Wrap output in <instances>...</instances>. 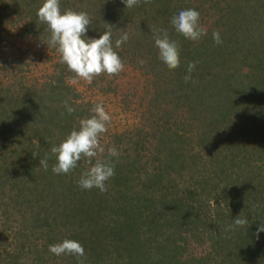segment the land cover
I'll list each match as a JSON object with an SVG mask.
<instances>
[{
  "label": "trees",
  "instance_id": "16d2710c",
  "mask_svg": "<svg viewBox=\"0 0 264 264\" xmlns=\"http://www.w3.org/2000/svg\"><path fill=\"white\" fill-rule=\"evenodd\" d=\"M177 1L140 0L126 8L123 0H60L62 13L88 14L87 38L110 31L121 60L152 80L139 124L101 134L104 153L92 164L82 158L68 174L53 173L51 148L94 113L78 100L64 67L38 80L0 62V222L2 235L10 227L3 223L12 222L19 237L13 253L3 249L10 257L0 252V264H20L30 252L29 264H80L74 255L49 251L64 239L82 245L83 264H264V231L256 235L264 224V0ZM43 3L0 0V40L11 15L50 47L51 32L37 17ZM186 9L201 12L207 34L199 41L171 24ZM137 13L150 14L151 26L137 24ZM130 16L128 30L121 20ZM157 29L178 43L179 67L169 69L160 59ZM125 33L128 41L117 48ZM190 62L195 68L185 82ZM110 147L118 157H108ZM46 156L47 170L40 165ZM97 159L114 165L106 192L78 185ZM237 217L248 223L229 227ZM188 240L207 248L187 254Z\"/></svg>",
  "mask_w": 264,
  "mask_h": 264
},
{
  "label": "clouds",
  "instance_id": "9594fccd",
  "mask_svg": "<svg viewBox=\"0 0 264 264\" xmlns=\"http://www.w3.org/2000/svg\"><path fill=\"white\" fill-rule=\"evenodd\" d=\"M123 3L126 8H132L137 6L140 0H123ZM37 17L47 24L51 32L48 46L57 48L61 54V63L66 64L78 78L91 84L93 79L102 73L112 76L123 71L124 64L113 49L110 31L103 32L99 38L86 37L88 26L92 23L86 12L66 10L62 13L60 0H44L37 11ZM199 20L200 13L197 10L186 9L173 16L171 24L185 38L199 41L207 34V30L200 25ZM212 37L216 44L222 43L219 32L214 31ZM153 38L159 49V57L167 67L169 69L179 67L181 62L179 45L175 40H170L167 30H153ZM128 39L129 36L125 33L116 40V47L119 48ZM140 63L143 64L144 61L141 60ZM194 68L195 63L190 62L187 66L188 74L184 76L185 82L192 79L191 73ZM64 106L69 114L75 112V108L70 106L68 101H64ZM91 111L94 115L81 119L78 130L73 129L58 146L51 148V153L55 154L57 159V163L52 167L53 173L68 174L78 166V161L82 158H87V162L92 164L93 158L104 153L105 149L100 143V136L108 131L112 117L102 103L95 104ZM107 152L109 158L119 156L114 147L108 148ZM37 155L38 153H33V156ZM40 165L47 170V156L40 159ZM114 175V165L110 159L108 161L97 159L89 169L82 173L78 185L81 189L91 190L96 187L101 192H106L105 182ZM247 223L246 218L237 217L234 225L229 227H243ZM262 231H264V224L261 223L257 229V238ZM49 251L56 256L74 255L80 260V264H83L80 258L85 256V250L76 240L64 239L61 243L49 245Z\"/></svg>",
  "mask_w": 264,
  "mask_h": 264
},
{
  "label": "rangeland",
  "instance_id": "374dc122",
  "mask_svg": "<svg viewBox=\"0 0 264 264\" xmlns=\"http://www.w3.org/2000/svg\"><path fill=\"white\" fill-rule=\"evenodd\" d=\"M188 2H193V0L177 1L179 4L183 3V6ZM0 8V13L5 11L4 8ZM146 9L147 7L145 8L144 6L142 10ZM198 12L201 14L199 10ZM137 14L135 17L139 19V21H136L137 24L141 23V25L151 26L149 24L152 23L150 21V14H147V18H142L143 13ZM152 16L155 17V13H152ZM0 17L5 18L3 14ZM133 18L130 16L128 20H121V24L128 30L132 29L130 27L134 26L132 23L129 26V20L132 19L134 21ZM12 19L10 15L7 21H4L3 39L0 40V62H6L5 65L11 67L13 70L17 66L23 67L26 72L25 76L38 80H44L50 74H53V72L55 73L60 65V68L64 67V70H67V83L78 94V100L82 105L86 104L89 109H92L95 104L102 103L105 110L110 114L112 120L106 133L123 132L139 124L141 112L144 110L150 95L149 83L151 78L146 70L140 69L129 62L122 61L124 64L123 71L112 76L102 73L89 84L78 78L67 66H63V63L59 62L61 54L57 48L46 47L25 30L24 24L14 23ZM8 78L10 77L5 79ZM242 142H245V138L242 139ZM3 224L10 225V227L7 228L6 235H2V222H0V252L1 255L10 257L4 253L3 249L6 248L10 253L14 252L15 245L18 243L16 239L19 238L14 233L17 225H14L12 222H5ZM23 240L26 239L23 238ZM188 241L185 246L187 254L198 256L207 248L205 243L193 240ZM28 247H33V245L27 243L26 248ZM31 255V252L28 255H24L23 259H19V263L29 264L30 258H32ZM20 256L23 257V254ZM25 256L28 258H25Z\"/></svg>",
  "mask_w": 264,
  "mask_h": 264
}]
</instances>
